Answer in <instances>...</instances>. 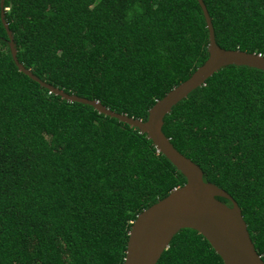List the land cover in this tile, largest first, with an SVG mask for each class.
<instances>
[{
  "label": "trees",
  "instance_id": "1",
  "mask_svg": "<svg viewBox=\"0 0 264 264\" xmlns=\"http://www.w3.org/2000/svg\"><path fill=\"white\" fill-rule=\"evenodd\" d=\"M203 1L219 46L264 55V0ZM4 6L26 68L134 118L146 120L208 58L197 0ZM162 129L205 181L237 201L264 260V71L221 68L172 108ZM185 182L145 133L19 71L0 15V264H123L137 215ZM157 264L224 262L183 228Z\"/></svg>",
  "mask_w": 264,
  "mask_h": 264
},
{
  "label": "water",
  "instance_id": "2",
  "mask_svg": "<svg viewBox=\"0 0 264 264\" xmlns=\"http://www.w3.org/2000/svg\"><path fill=\"white\" fill-rule=\"evenodd\" d=\"M208 29V58L184 81L170 89L148 110L146 120L118 113L96 99L67 93L54 87L26 68L17 57L13 32L5 19V0H0V15L9 37L12 58L18 70L61 98L93 106L98 112L119 119L145 133L157 151L185 176L186 182L141 211L132 222L123 264H157L163 252L181 229L199 232L221 257L224 264H264L248 231L237 201L226 190L204 180L202 168L174 147L164 133V118L188 94L202 86L215 72L228 65L248 66L264 71V55L218 45L208 9L197 0ZM219 197L231 201L224 203Z\"/></svg>",
  "mask_w": 264,
  "mask_h": 264
}]
</instances>
